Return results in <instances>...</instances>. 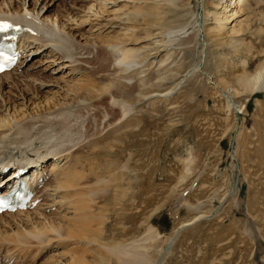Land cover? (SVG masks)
<instances>
[{"label": "rangeland", "instance_id": "obj_1", "mask_svg": "<svg viewBox=\"0 0 264 264\" xmlns=\"http://www.w3.org/2000/svg\"><path fill=\"white\" fill-rule=\"evenodd\" d=\"M247 1L236 26L229 25L221 33L214 17L208 16L211 0H174L167 6L170 17L160 22L161 30L147 29L145 14L156 10L154 5H141L145 21H136L143 30L134 40L149 34L163 40L159 49L150 51L161 56L159 65L149 59L115 69L113 64L118 63L111 55L94 58V71L87 75L105 92L96 97L93 107L80 112L79 130L84 136L78 135L82 140L75 153L83 157L95 151L92 155L102 165L106 157L118 168L106 167L108 183L94 186L95 215L102 226H97L100 231L95 228L91 238L97 243L92 246L95 253L91 247H81L89 264H121L110 252L104 256L101 249L100 256L94 246L116 249L133 242L161 264H264V91L244 93L241 86L246 75L264 70V0ZM83 5L78 0H58L47 15L60 18L70 12L80 18ZM195 15L200 18L196 31H204L201 35L192 31ZM185 26H189L187 34L182 31L177 41L162 37L163 32ZM81 29L79 34L85 32ZM57 66L42 74L35 69L23 79L48 80ZM203 71L230 92L237 109ZM114 73L122 79L115 90ZM26 83L30 90L22 92L28 99L47 96L45 90ZM26 83L0 84V109L7 101L19 107L20 88ZM197 216L202 219L186 227L172 244L179 227ZM13 232L8 239L18 242ZM168 243L172 247L162 259ZM14 248L0 249L7 264H46L50 259L51 253L35 257L36 249H30L25 257Z\"/></svg>", "mask_w": 264, "mask_h": 264}, {"label": "bare ground", "instance_id": "obj_2", "mask_svg": "<svg viewBox=\"0 0 264 264\" xmlns=\"http://www.w3.org/2000/svg\"><path fill=\"white\" fill-rule=\"evenodd\" d=\"M56 1L58 0H0V21L20 26L25 31L21 38L22 61L13 71L0 75L1 86L10 81H15V84L23 81L47 93L43 99L41 97L28 99L22 92L24 88L30 90L26 89L30 87L26 83L22 84L25 87L20 88L22 102L19 107L7 103L5 98L2 101L7 102L3 103L0 109V166H2L0 169L12 168L13 176L7 177L1 184L14 185L13 177L21 172L22 177L27 176L26 179L32 180L35 196L26 211L0 215V241H3L0 242V249L5 245L15 246L14 250H20L21 255L25 257L29 256L32 249H36V251L32 250L37 253H33L35 257L51 253L46 264H89L81 247L87 246L88 249L91 247L90 251L93 249L92 246L96 241L92 243L91 238H94L97 229L100 231L97 226L101 225L97 223L95 215L97 207L94 197L97 192L94 186L95 183L102 184L108 181L107 168L113 170L118 166L112 162V164L107 163L104 157L101 160L104 167L92 155L96 153L95 151L83 157L75 153V147L82 140L78 135L83 133L79 130L82 124L79 116L83 114L80 112L93 107L96 97L105 92L104 88H101L104 92H100L96 87V81L88 77L87 71L93 70L96 66L94 58L99 57L100 54L114 57L118 63L114 62L115 69H119L121 64L127 67L149 59H153V63L159 65L161 60L157 61V58L161 56L150 51L159 49L164 41L154 40L151 34L144 40H134L137 32L142 29V25H138L136 21L141 23L144 20L140 12L143 9L141 5H154L153 9L156 11L149 10L145 15L146 21H152L155 26L144 21L148 25V30L154 27H159L161 30L160 22L170 17L166 13L167 6L174 0H78L85 4L84 8L79 9L82 13L80 18L70 12L60 18L48 16ZM246 2L248 1L211 0L212 11L208 16L214 17L217 33L229 29V25L232 28L236 26L235 23L242 17ZM175 3L177 5V1ZM175 16H178L176 11ZM193 20L194 29L190 28L196 31L200 18L195 15ZM187 27L163 32L161 35L162 37L168 35L171 41H177L175 37L178 39L177 37L182 36V31L187 34ZM81 28L85 29V32L79 34ZM196 32L201 35L204 31ZM163 51L166 52L164 49ZM57 63V68L48 80L36 76L23 79L25 74L35 69L37 72L40 68L38 73L42 74ZM67 70H69L68 74L64 75ZM203 73L213 84V77L204 71ZM112 79L111 84L115 90L117 85L121 86L122 79L116 73L113 74ZM242 79L241 86L244 93L254 94L264 91V70L258 69L254 74L246 75ZM213 85L223 92L233 109H237L238 105L234 103V97L230 92L222 89L217 83ZM114 103L117 105L119 102L116 100ZM126 109L130 111L129 107ZM80 136L83 137L84 133ZM28 168H30L29 173H26ZM41 178H44V184L39 186L36 182ZM201 219V216H197L190 222L183 223L175 237L178 238L186 227H191ZM10 232L15 234L18 242L8 239ZM137 244L133 242L132 245L127 244L130 245L129 247L119 246L116 249L102 244L98 245L100 249H96L95 246L94 248L97 251L101 249L105 251L104 256L110 252L112 254L110 256L115 255L114 257L121 264H161L160 259L156 262L144 247ZM167 245L166 251L164 250L163 256L161 255L162 259L169 253L170 243ZM8 250L10 251L9 248ZM4 253L0 252L3 260ZM88 254L91 255L89 251ZM5 257L7 259V256ZM94 260L96 259L92 262H95Z\"/></svg>", "mask_w": 264, "mask_h": 264}, {"label": "snow or ice", "instance_id": "obj_3", "mask_svg": "<svg viewBox=\"0 0 264 264\" xmlns=\"http://www.w3.org/2000/svg\"><path fill=\"white\" fill-rule=\"evenodd\" d=\"M10 27H11L10 24L0 23V32H7ZM0 70H2V69H0Z\"/></svg>", "mask_w": 264, "mask_h": 264}, {"label": "water", "instance_id": "obj_4", "mask_svg": "<svg viewBox=\"0 0 264 264\" xmlns=\"http://www.w3.org/2000/svg\"><path fill=\"white\" fill-rule=\"evenodd\" d=\"M175 240H176V237L173 239V241H175ZM171 247H172V245H170V246L168 247V251H170Z\"/></svg>", "mask_w": 264, "mask_h": 264}]
</instances>
